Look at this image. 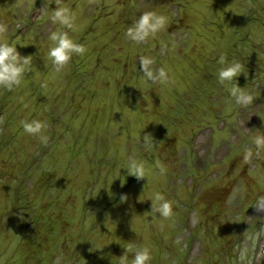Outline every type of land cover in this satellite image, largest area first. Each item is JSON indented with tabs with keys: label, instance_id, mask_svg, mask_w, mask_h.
<instances>
[{
	"label": "rangeland",
	"instance_id": "1",
	"mask_svg": "<svg viewBox=\"0 0 264 264\" xmlns=\"http://www.w3.org/2000/svg\"><path fill=\"white\" fill-rule=\"evenodd\" d=\"M62 3L74 30L51 23L53 0H0V39L32 57L19 87L0 88V264H118L130 243L150 248L149 264H264V214L253 209L264 208V149L243 161L264 135V0ZM145 11L167 25L137 44L126 31ZM53 30L87 49L59 72ZM221 55L244 66L225 85ZM141 56L170 82L148 81ZM236 84L252 104L230 96ZM33 119L47 144L23 131ZM129 156L146 178L127 173ZM156 191L172 219L150 212Z\"/></svg>",
	"mask_w": 264,
	"mask_h": 264
},
{
	"label": "clouds",
	"instance_id": "2",
	"mask_svg": "<svg viewBox=\"0 0 264 264\" xmlns=\"http://www.w3.org/2000/svg\"><path fill=\"white\" fill-rule=\"evenodd\" d=\"M56 8L50 17L53 25L59 24L62 28L74 30L75 17L71 13L68 7L64 6L62 0H53ZM167 25V18L163 15L157 14L153 11L143 12L139 18L130 26L126 35L133 42L139 44L145 42L149 36H155L158 32L165 29ZM7 31V26L0 23V37ZM49 48L47 52L48 59L51 61L56 71L59 72L68 66L73 55L83 56L87 49L83 44L75 42L70 38L67 31L53 30L49 35ZM31 55L22 56L16 46L9 44L6 40L0 39V88H4L8 91L13 88L19 87L22 83V79L26 71L29 70L28 66L31 64ZM155 61L151 57L141 56L139 59L140 71L148 81L169 83L170 78L164 68L154 69ZM220 65L217 71V80L221 85L231 83L243 72L244 66L237 62H229L226 56L221 55L218 59ZM41 87L46 88L47 82H43ZM230 96L235 100L237 104L247 106L252 104L254 97L246 93L238 84L233 85L229 89ZM27 107V105H25ZM20 124L23 131L31 136L39 138L41 143L47 144L49 137L44 134V130L47 125L37 119L33 120H21ZM152 135L145 133L143 135V143L146 150H150L152 145ZM253 144L255 145L256 152L250 148H246L243 154L244 163L251 162L253 156H259L260 150L264 149V135H258L254 138ZM160 173L163 175L166 169L162 165H157ZM125 169L127 173L141 180L146 178V167L143 161L137 160L133 156H129ZM121 202H124L127 197L121 195ZM151 201V213L159 214L163 220L167 221L173 217L172 203L166 199V197L159 191L153 192L148 198ZM253 209L257 214H264V208L253 206ZM164 227L163 223L160 225ZM129 253H131V259H129ZM152 259L151 251L148 246L129 244L125 248L124 254L119 256L118 264H149ZM241 261L245 259V253H241Z\"/></svg>",
	"mask_w": 264,
	"mask_h": 264
},
{
	"label": "trees",
	"instance_id": "3",
	"mask_svg": "<svg viewBox=\"0 0 264 264\" xmlns=\"http://www.w3.org/2000/svg\"><path fill=\"white\" fill-rule=\"evenodd\" d=\"M109 203V202H108ZM106 210V208H104V210H101L99 213H97V215L99 216L102 212H104ZM239 217H241L240 215H239ZM239 221H241V219L239 218L238 219ZM120 236H123V233L122 234H120ZM119 243L118 242H116V241H114V242H111V244H110V246H109V249H111V250H113L114 248H117V245H118ZM109 245V244H108ZM108 245L105 247V248H108ZM124 252H125V249H119V252L117 253V257H119V256H121L122 254H124ZM98 256H100V253H98ZM106 257H108V256H106ZM105 258V257H104ZM131 257H130V254H129V259H130ZM117 259V258H116ZM114 264H115V261H114Z\"/></svg>",
	"mask_w": 264,
	"mask_h": 264
}]
</instances>
